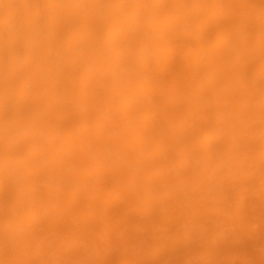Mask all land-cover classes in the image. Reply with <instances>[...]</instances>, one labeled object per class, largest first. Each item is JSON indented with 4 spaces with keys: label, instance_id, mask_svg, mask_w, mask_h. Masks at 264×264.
<instances>
[{
    "label": "clouds",
    "instance_id": "9594fccd",
    "mask_svg": "<svg viewBox=\"0 0 264 264\" xmlns=\"http://www.w3.org/2000/svg\"><path fill=\"white\" fill-rule=\"evenodd\" d=\"M0 264H264V0H0Z\"/></svg>",
    "mask_w": 264,
    "mask_h": 264
},
{
    "label": "bare ground",
    "instance_id": "6f19581e",
    "mask_svg": "<svg viewBox=\"0 0 264 264\" xmlns=\"http://www.w3.org/2000/svg\"><path fill=\"white\" fill-rule=\"evenodd\" d=\"M217 255H218V257H220V256H222L223 254H221V253H218Z\"/></svg>",
    "mask_w": 264,
    "mask_h": 264
}]
</instances>
